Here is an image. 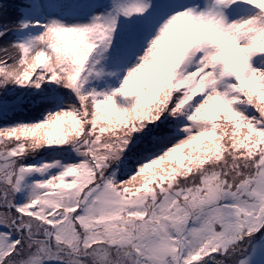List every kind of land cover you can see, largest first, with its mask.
Here are the masks:
<instances>
[{"label": "snow or ice", "instance_id": "obj_1", "mask_svg": "<svg viewBox=\"0 0 264 264\" xmlns=\"http://www.w3.org/2000/svg\"><path fill=\"white\" fill-rule=\"evenodd\" d=\"M0 264H264V0H0Z\"/></svg>", "mask_w": 264, "mask_h": 264}]
</instances>
